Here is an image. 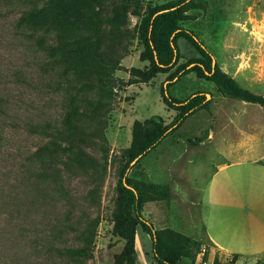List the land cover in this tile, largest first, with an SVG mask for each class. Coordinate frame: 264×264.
<instances>
[{
  "label": "rangeland",
  "instance_id": "1",
  "mask_svg": "<svg viewBox=\"0 0 264 264\" xmlns=\"http://www.w3.org/2000/svg\"><path fill=\"white\" fill-rule=\"evenodd\" d=\"M58 1L68 0H0V264H113L122 247L112 233L116 183L137 137L134 123L174 118L161 85L178 64L197 56L179 38L172 68L147 82H127L129 67L147 65L139 53L153 7L160 8L155 33L166 53L172 30L188 27L213 55L216 75L264 95V0H98L92 24L33 14ZM195 91L209 94L206 106L128 175L160 186L143 202V215L164 229L166 249L177 261L214 264L200 226L199 190L214 163L264 154V106L194 72L169 87L177 98ZM34 123L41 126L31 128ZM53 126L59 138L42 130ZM25 168L45 180L28 188L20 178ZM136 249L138 264H155L142 230ZM234 259L227 256L224 264Z\"/></svg>",
  "mask_w": 264,
  "mask_h": 264
},
{
  "label": "trees",
  "instance_id": "2",
  "mask_svg": "<svg viewBox=\"0 0 264 264\" xmlns=\"http://www.w3.org/2000/svg\"><path fill=\"white\" fill-rule=\"evenodd\" d=\"M187 0H179L182 5ZM98 0H68L42 4L33 8V14L43 19L65 23L79 21L92 24L94 22V7ZM160 8L153 7L148 13L143 24V48L139 53L141 61H147L144 67H129L127 82L129 84L147 82L158 73L167 72L178 61L179 49L177 40L184 38L197 51V56L191 57L177 65L176 69L168 76L161 85V99L168 109L176 110L177 113L169 123H163L159 117L145 118L136 121V140L129 150L125 152V160L121 164L119 178L116 183L117 198L113 212L112 233L122 241L120 251L114 253L113 264H138L136 249V238L140 230L146 232L151 240L152 258L155 264H181L165 246L162 236L163 228L156 229L153 224L143 215V202L152 196V193L160 188L159 185L143 180H134L128 172L141 158L152 150L166 135L173 132L182 121L193 112L204 108L207 104V96L203 91H195L184 98H177L169 93V87L188 72H194L198 77L219 81L220 84L234 96L249 102L259 103L264 106V95L257 94L247 88L240 86L230 76L215 74L213 55L204 45L197 33L184 26L175 27L167 37L169 53H166L165 45L158 39L155 33L157 14ZM31 128L40 127L34 123ZM45 133L49 132L50 139L57 136L61 131L55 126L52 129L42 128ZM37 160L42 158V149L33 152ZM35 161V162H36ZM41 166V165H39ZM25 168L21 172L24 185L29 188V183L41 182L44 177L36 172L30 176ZM42 183V182H41Z\"/></svg>",
  "mask_w": 264,
  "mask_h": 264
},
{
  "label": "crops",
  "instance_id": "3",
  "mask_svg": "<svg viewBox=\"0 0 264 264\" xmlns=\"http://www.w3.org/2000/svg\"><path fill=\"white\" fill-rule=\"evenodd\" d=\"M198 207L212 263H264V154L214 163Z\"/></svg>",
  "mask_w": 264,
  "mask_h": 264
},
{
  "label": "built area",
  "instance_id": "4",
  "mask_svg": "<svg viewBox=\"0 0 264 264\" xmlns=\"http://www.w3.org/2000/svg\"><path fill=\"white\" fill-rule=\"evenodd\" d=\"M205 251H206V249H205V247H203V248L201 249V251H200V255H201V256L205 255ZM202 263H203V264H208V262H207L206 260H203Z\"/></svg>",
  "mask_w": 264,
  "mask_h": 264
},
{
  "label": "water",
  "instance_id": "5",
  "mask_svg": "<svg viewBox=\"0 0 264 264\" xmlns=\"http://www.w3.org/2000/svg\"><path fill=\"white\" fill-rule=\"evenodd\" d=\"M212 63L214 64V58H213V60H212ZM206 96L208 97V96H209V94L207 93V94H206Z\"/></svg>",
  "mask_w": 264,
  "mask_h": 264
}]
</instances>
